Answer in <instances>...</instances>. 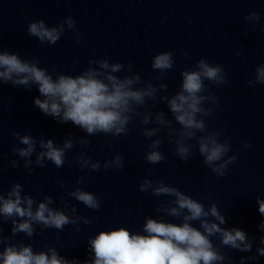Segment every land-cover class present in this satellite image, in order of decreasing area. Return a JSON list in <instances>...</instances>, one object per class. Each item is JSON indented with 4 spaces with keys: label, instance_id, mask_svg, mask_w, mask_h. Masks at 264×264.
Listing matches in <instances>:
<instances>
[{
    "label": "clouds",
    "instance_id": "9594fccd",
    "mask_svg": "<svg viewBox=\"0 0 264 264\" xmlns=\"http://www.w3.org/2000/svg\"><path fill=\"white\" fill-rule=\"evenodd\" d=\"M244 19L256 22L260 16L257 12H249ZM66 30L75 34L78 45L82 43L76 21L71 16L65 17L55 26H48L42 19L27 21L28 34L41 45H55ZM183 55L188 58L187 52ZM237 55L242 53L237 52ZM174 56V52L169 50L152 58L151 68L160 73L157 80L168 78L167 72L175 64ZM87 63L88 67L75 76L59 73L53 67L54 76L47 68L39 66L40 61L36 57L22 59L18 53H10L0 46V85L10 84L28 90L36 85L40 96L34 98V106L58 123L71 122L86 133L78 140L69 133L62 144H57L51 138L37 140L32 135L13 131L12 136L23 147H14L12 152L23 160V167L29 175L33 165L44 168L51 162L56 168L63 167L66 153L73 149L74 142L89 145L91 141L87 137L101 134L114 138L127 136L129 125L134 119L142 126L140 132L143 137L151 140L144 155V160L151 165L167 159L159 150L164 143L160 136L162 132L167 136L168 143L174 145V155L180 161L190 160L195 154L193 149H196L204 165L218 177H224L228 166L237 161V155H228L232 150L229 140H221L220 130H209L204 119L212 116L213 111L220 107L217 96L209 90V84L220 86L228 83L223 65L210 64L201 58L193 67L181 72L178 90L168 95L166 83L154 84L142 80L132 63L110 62L104 57L89 59ZM122 72L127 74L121 77L118 74ZM247 84L253 89L258 84L264 85V64L256 67L254 79H249ZM158 103L166 104L172 119L167 118L164 111L148 110L155 108ZM209 104L210 107L207 106ZM243 147L246 150L250 144L245 142ZM34 154L35 160L32 159ZM74 162L80 169L89 172L100 171L101 167L105 171L124 167V158L120 154L106 159L101 165L100 161H93L81 152ZM11 165L17 167L18 161L12 160ZM147 172L151 175L153 169L149 168ZM76 183H84L83 177L78 178ZM60 186L64 187L63 182H60ZM149 190L156 197H172L157 205L156 211L162 215L159 218L146 216L140 233L131 232L126 227L99 231L94 237L88 238L89 255L83 262L77 258L67 259L55 247L47 244L44 245L46 251H34L31 244L13 243L11 237L3 236V229L0 228V245H3L0 264H224L226 259L231 264L230 258L214 245L213 237H217L222 246L232 250L252 251L256 238H250L237 227H221L226 224V217L216 203L205 208L202 202L163 180L153 182L146 177L139 185V191ZM68 195L89 209L98 210L101 207L97 195L79 187ZM256 202L259 214L264 217V199L258 196ZM52 204V196L45 195L43 200L37 201L32 195L23 194V186L14 182L6 194L0 193V224L11 221L12 236L24 233L31 238L37 225L41 232L45 229L63 231L70 224L77 226L78 231L81 221L85 225L91 223L86 217L78 215L75 205L70 206L67 200H61L62 208L52 207ZM69 208L71 215L66 212ZM164 217L175 218L181 223L168 222ZM193 222H198L199 227L194 226ZM259 229L264 233V220ZM259 245L255 255L241 257L239 264L264 257V235L260 236Z\"/></svg>",
    "mask_w": 264,
    "mask_h": 264
}]
</instances>
